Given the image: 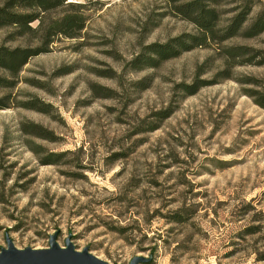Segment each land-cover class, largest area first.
Here are the masks:
<instances>
[{
  "label": "rangeland",
  "instance_id": "obj_1",
  "mask_svg": "<svg viewBox=\"0 0 264 264\" xmlns=\"http://www.w3.org/2000/svg\"><path fill=\"white\" fill-rule=\"evenodd\" d=\"M67 2L78 38L0 88V251L57 233L110 264H264V33L167 59L150 46L198 33L168 0ZM249 6L246 27L264 0H225L219 28ZM12 32L0 47L39 46Z\"/></svg>",
  "mask_w": 264,
  "mask_h": 264
},
{
  "label": "trees",
  "instance_id": "obj_2",
  "mask_svg": "<svg viewBox=\"0 0 264 264\" xmlns=\"http://www.w3.org/2000/svg\"><path fill=\"white\" fill-rule=\"evenodd\" d=\"M67 1L69 0H0V30L7 28L13 30L8 40L27 36L36 39L39 43V46L27 48L0 47V68L8 72L11 77L10 79L0 77V88L16 85L17 80L11 79L19 77L31 58L47 52L56 37L78 38L86 21L85 17L79 14L83 5ZM224 2L225 0H168L174 14L196 25L198 33L186 34L164 46H150L149 53L168 59L176 57L180 52L206 47L209 41L223 42L239 36L252 38L264 33V11L260 12L249 27H246L251 13L250 6L230 19L226 27L220 29L219 24L224 14L220 8ZM65 8L69 9L63 10ZM51 13L55 15H49ZM34 23L37 26H33ZM245 51L243 47L226 50L230 69L240 63L236 62V59L246 55ZM225 79L231 80L232 77H225ZM208 85L210 84L202 83L191 87L193 90L189 92V95L195 94L198 89ZM4 101L5 99H0V110L9 108ZM258 103L264 108L263 102ZM258 261H264V258Z\"/></svg>",
  "mask_w": 264,
  "mask_h": 264
},
{
  "label": "water",
  "instance_id": "obj_3",
  "mask_svg": "<svg viewBox=\"0 0 264 264\" xmlns=\"http://www.w3.org/2000/svg\"><path fill=\"white\" fill-rule=\"evenodd\" d=\"M58 234L50 237V246L46 249H18L7 237V247L0 251V264H110L90 253L89 248L79 251L71 237L66 239L65 246L57 242ZM150 260L135 257L130 264H146Z\"/></svg>",
  "mask_w": 264,
  "mask_h": 264
}]
</instances>
